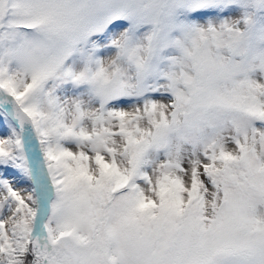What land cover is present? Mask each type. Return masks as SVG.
Here are the masks:
<instances>
[{
  "label": "snow or ice",
  "instance_id": "snow-or-ice-1",
  "mask_svg": "<svg viewBox=\"0 0 264 264\" xmlns=\"http://www.w3.org/2000/svg\"><path fill=\"white\" fill-rule=\"evenodd\" d=\"M0 264H264V0H0Z\"/></svg>",
  "mask_w": 264,
  "mask_h": 264
}]
</instances>
